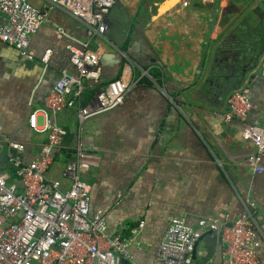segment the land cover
Here are the masks:
<instances>
[{
    "label": "crops",
    "instance_id": "crops-1",
    "mask_svg": "<svg viewBox=\"0 0 264 264\" xmlns=\"http://www.w3.org/2000/svg\"><path fill=\"white\" fill-rule=\"evenodd\" d=\"M118 2L128 32L119 37L106 30L89 41L101 74L87 86L119 78L136 84L122 104L82 123L75 109L48 113L67 130V150L81 127L80 140L91 154L81 174L90 212L108 210L109 237L133 238L132 264H161L156 249L173 218L194 225L200 217L231 222L250 213L258 228V264H264V156L263 170L255 172L245 163L253 147L240 136L253 121L264 128V77L254 69L238 80L233 56L221 48L227 40L242 41V26L261 25L264 0ZM30 3L40 9L47 2ZM86 39L81 24L51 9L30 39L32 60L0 42V174H12L9 143L26 146L24 162L37 157L46 135L30 127L29 115L37 111L35 126H44L39 110L45 96L62 70H72L66 46ZM237 83L248 88L253 107L245 120L227 122V99ZM87 95L86 89L83 99ZM63 163L57 159L47 175L64 181ZM192 264H225L216 234L201 235Z\"/></svg>",
    "mask_w": 264,
    "mask_h": 264
},
{
    "label": "built area",
    "instance_id": "built-area-1",
    "mask_svg": "<svg viewBox=\"0 0 264 264\" xmlns=\"http://www.w3.org/2000/svg\"><path fill=\"white\" fill-rule=\"evenodd\" d=\"M46 2L39 9L30 0H0V42L32 60L30 39L42 23L48 22L51 9H59L81 24L87 39L72 40L66 46L72 70H62L47 92L44 109L39 110L45 117L44 126H35L37 111L29 115L30 127L46 135L37 157L24 162L22 153L26 146L9 143L12 174H0V264H132L128 247L133 238L109 237L106 234L108 210L90 212L89 185L81 179V174L89 170L91 154L80 140L81 127L77 129L72 149L67 150L63 144L67 130L48 119V113L54 115L63 109H75L82 123L122 104L136 84L123 78L113 80L99 86L81 105L87 84L98 83L101 74L99 53L90 49L89 41L105 37V18L114 0ZM49 53L46 51L41 57L43 64L47 63ZM256 72L264 77V53ZM252 107L248 88L241 87L228 97L224 119L227 122L245 120ZM240 136L253 147L245 163L255 172H261L264 128L253 121L243 127ZM59 158L64 160V181L47 175ZM257 229L250 213L231 222L200 217L194 225L176 217L170 221L156 256L161 264H192L195 244L203 233L210 232L218 236L225 264H258ZM135 232L133 229L132 233Z\"/></svg>",
    "mask_w": 264,
    "mask_h": 264
},
{
    "label": "trees",
    "instance_id": "trees-1",
    "mask_svg": "<svg viewBox=\"0 0 264 264\" xmlns=\"http://www.w3.org/2000/svg\"><path fill=\"white\" fill-rule=\"evenodd\" d=\"M240 30L243 32L241 42L227 40L221 46L223 52L230 53L233 56L231 67L236 72L235 77H238V80L243 72L257 68L259 59L264 53V19L261 25L254 27V29L249 25H245ZM240 86L239 83L235 84L233 92L238 90ZM86 89L90 98L98 87L93 85L87 86ZM87 96L81 100V105L86 103Z\"/></svg>",
    "mask_w": 264,
    "mask_h": 264
},
{
    "label": "water",
    "instance_id": "water-1",
    "mask_svg": "<svg viewBox=\"0 0 264 264\" xmlns=\"http://www.w3.org/2000/svg\"><path fill=\"white\" fill-rule=\"evenodd\" d=\"M123 14L124 13L121 10V7L119 5L118 0H114L113 4L109 10V13L107 14V16L105 18V24H106L108 32L114 33V31H117L116 34L119 37L120 36L124 37V35L127 34V32H128V20H127V18H125L123 16ZM122 32L123 33L125 32L123 34V36H122ZM106 35L109 36L108 33ZM16 51H18V50H16ZM196 245H197V243L195 244V247H196ZM195 247H194L193 255L195 252Z\"/></svg>",
    "mask_w": 264,
    "mask_h": 264
},
{
    "label": "rangeland",
    "instance_id": "rangeland-1",
    "mask_svg": "<svg viewBox=\"0 0 264 264\" xmlns=\"http://www.w3.org/2000/svg\"><path fill=\"white\" fill-rule=\"evenodd\" d=\"M257 69V68H256Z\"/></svg>",
    "mask_w": 264,
    "mask_h": 264
}]
</instances>
